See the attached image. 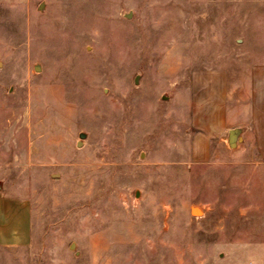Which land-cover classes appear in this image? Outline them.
I'll return each instance as SVG.
<instances>
[{"label": "rangeland", "instance_id": "374dc122", "mask_svg": "<svg viewBox=\"0 0 264 264\" xmlns=\"http://www.w3.org/2000/svg\"><path fill=\"white\" fill-rule=\"evenodd\" d=\"M259 63L264 0H0V264H264V188L196 123Z\"/></svg>", "mask_w": 264, "mask_h": 264}, {"label": "crops", "instance_id": "0c3cea01", "mask_svg": "<svg viewBox=\"0 0 264 264\" xmlns=\"http://www.w3.org/2000/svg\"><path fill=\"white\" fill-rule=\"evenodd\" d=\"M196 100L197 114L200 109L205 117L196 123L205 122L203 132L208 137L224 139L226 133L229 138L230 129L243 128V140L235 148L243 152L246 165L253 166L249 178L257 180V188H264V63L241 71L215 72L208 101L203 104L198 96ZM30 233L28 203L0 191V246L26 245Z\"/></svg>", "mask_w": 264, "mask_h": 264}, {"label": "water", "instance_id": "95a60500", "mask_svg": "<svg viewBox=\"0 0 264 264\" xmlns=\"http://www.w3.org/2000/svg\"><path fill=\"white\" fill-rule=\"evenodd\" d=\"M44 5H45L44 2L41 3L40 9H43ZM126 16L130 17L131 14H127ZM36 69H40V65H37ZM242 133H243V128H240V127H236V128H233V129L229 130V138H228V140H229V145L232 148H235L237 146V143L239 141L243 140ZM80 136H81V138H85L87 136V133L82 132ZM0 189H1V184H0ZM137 194H139L138 191H137ZM194 207H197V206H194ZM194 207L192 208L193 213H195L194 212ZM196 213H201V212H196Z\"/></svg>", "mask_w": 264, "mask_h": 264}, {"label": "bare ground", "instance_id": "6f19581e", "mask_svg": "<svg viewBox=\"0 0 264 264\" xmlns=\"http://www.w3.org/2000/svg\"><path fill=\"white\" fill-rule=\"evenodd\" d=\"M194 212H202L201 208L200 207H194Z\"/></svg>", "mask_w": 264, "mask_h": 264}]
</instances>
